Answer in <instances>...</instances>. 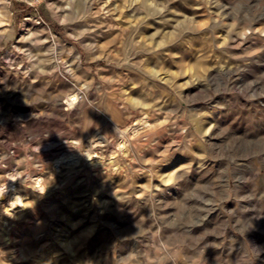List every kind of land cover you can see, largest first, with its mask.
Here are the masks:
<instances>
[{
    "label": "rangeland",
    "instance_id": "374dc122",
    "mask_svg": "<svg viewBox=\"0 0 264 264\" xmlns=\"http://www.w3.org/2000/svg\"><path fill=\"white\" fill-rule=\"evenodd\" d=\"M97 130L53 201L33 177L32 205L0 198V264H264V0H0V182L58 190L46 145Z\"/></svg>",
    "mask_w": 264,
    "mask_h": 264
},
{
    "label": "bare ground",
    "instance_id": "6f19581e",
    "mask_svg": "<svg viewBox=\"0 0 264 264\" xmlns=\"http://www.w3.org/2000/svg\"><path fill=\"white\" fill-rule=\"evenodd\" d=\"M64 97L66 99L64 101H62V98H64ZM62 98L56 97L53 101H51L52 114L54 115L53 117L48 115L44 118L42 116L43 114L40 115V113H39L37 115V117L35 118V120H37V122L41 125H43L45 123H48V125H51L52 123H56V121H59V123H60V120L64 119L63 117H66L69 114V111L71 109L77 108L79 103L81 102L80 93L78 91H71L68 94H66L65 96H63ZM65 105H66V110H69V111H65V109H64ZM34 115H36V114H34ZM61 126H63V125H61ZM149 126H150V121H149L148 117L147 116H141L139 118L137 124H134L131 127H129L130 128L129 131L131 132V134H136L142 130L144 131ZM63 128H64V126H63ZM70 128H71V126H70ZM71 140L72 141H70V140L67 141V143H65L64 145L74 146L76 148H81V145L83 143L82 138H73ZM6 142L7 141H5L4 143H6ZM108 143H109L108 136L103 131L97 130L95 133L90 135V148H88L87 151L85 152V154H83V155L81 153H78V152L74 153L71 150L70 151L69 150L59 151L60 146H47L46 145L45 150H43V153H42V158L47 159V158H49V156L51 154H54L52 156V165L54 166L55 170L58 171L61 168V166L68 167L67 172L63 176H61L59 186H58V190H53L52 187H49L48 185H46L44 183V178L42 175H40V174L32 175L31 170L29 168L25 169L24 173H22L16 169L9 171V173L4 176L3 181L0 182V187L3 188V190L0 191V198L1 199L5 198L4 202H6V203H4V204L7 207V212L11 213L12 215L13 214L15 215L17 208L20 209L23 206L32 205V201H31L30 197H28L27 193L24 190H22V188H21V183L24 180L30 181L29 179L31 177H33L32 178L33 187L36 188L37 190L45 191L46 194H45L43 199H45V201H47V202L51 201L52 198L56 194L59 193L58 191L67 187L69 184V181L73 179L75 174L72 172L69 173V170L76 169L75 166L80 161L81 158H84L85 161H89L91 158L92 159L95 158V154L92 152L93 147H95V146L103 147V146L107 145ZM43 148H41V149H43ZM62 148L63 147H61V149ZM118 148L121 151H125V149L127 148L126 134H124L120 137L119 142H118ZM58 152H61V153H58ZM2 163H3V161L1 159L0 168L3 167ZM37 165H38V163H37ZM94 169L96 170L97 175H100V172L98 171L96 166H94ZM10 224H11L10 225L11 227L14 226L13 221H11ZM11 229L12 228H8L6 231V234L8 235V240L10 241V243L13 247V249H12L13 255H14V257H16V256H18V254L23 252V250L20 247V239H18L16 236H14L12 234ZM48 237H49L48 231L42 232V234H40L38 236V238H40V240H46V239H48Z\"/></svg>",
    "mask_w": 264,
    "mask_h": 264
},
{
    "label": "built area",
    "instance_id": "2783aa9c",
    "mask_svg": "<svg viewBox=\"0 0 264 264\" xmlns=\"http://www.w3.org/2000/svg\"><path fill=\"white\" fill-rule=\"evenodd\" d=\"M16 1L24 2L34 7H37L42 2V0H16Z\"/></svg>",
    "mask_w": 264,
    "mask_h": 264
},
{
    "label": "clouds",
    "instance_id": "9594fccd",
    "mask_svg": "<svg viewBox=\"0 0 264 264\" xmlns=\"http://www.w3.org/2000/svg\"><path fill=\"white\" fill-rule=\"evenodd\" d=\"M3 190V188L2 187H0V191H2Z\"/></svg>",
    "mask_w": 264,
    "mask_h": 264
}]
</instances>
